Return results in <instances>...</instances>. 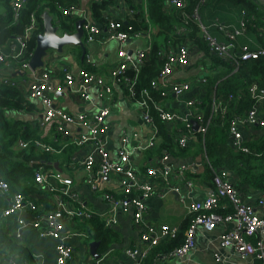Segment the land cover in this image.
<instances>
[{
    "label": "built area",
    "instance_id": "2783aa9c",
    "mask_svg": "<svg viewBox=\"0 0 264 264\" xmlns=\"http://www.w3.org/2000/svg\"><path fill=\"white\" fill-rule=\"evenodd\" d=\"M28 0H10V6L13 12V22H17L24 4ZM101 1V0H99ZM143 1L145 18H148L147 3ZM196 6L193 9L192 21L200 29V35L205 42L209 53L216 55L223 60L232 61L238 66L241 61H247L258 55H264V47H257L254 41L248 39V24L245 11L237 18L235 23H211L203 22L199 13L206 0H195ZM166 2L175 8L184 9L187 0H166ZM80 11L79 6H71L64 10V14L74 16ZM129 14V11L127 12ZM188 23V21H186ZM37 21L32 17L30 26L25 33L17 36L12 41L14 47L7 53L0 49V64L5 63L6 58H22L28 52L27 42L32 32L37 29ZM120 23L110 20L107 27L102 29L95 23L86 21L83 25V40L86 43L95 42L101 34H105L107 40H115L122 46L130 38L140 36L141 33L130 35L120 30ZM183 28V27H182ZM214 29L217 30L216 33ZM247 38V41H246ZM245 39V41H241ZM150 48L139 49L134 53H128L120 48L118 55L121 58L120 64L110 70L109 77L111 82L105 76L95 72H90L85 68L74 73L71 70L63 69L64 79L61 85L56 89L57 92L63 88H68L83 102H93L91 90L97 87L99 97L107 100L111 99L114 93L113 85H121L125 88L127 94L132 99H136L135 83L137 77H129L126 72L131 69L134 72L139 70L143 60L147 56ZM32 55V54H31ZM159 56L165 59L164 66L159 75V81L152 83V89L166 96L171 91L177 96H182L192 88V80L182 82H169L175 67H184L189 63L190 50L188 46H179L176 49L172 47L162 49ZM21 71L30 72L32 80L28 83L26 90L31 100H40L46 107L42 115V123H51L56 121L55 132L67 134L66 125H74L84 130L79 138L67 140L64 145L72 144L77 147L91 146L89 154L81 160L73 158V164L81 165L90 177L89 182L96 189V183L92 178H102L115 174L119 176V186L121 197L115 198L112 194H104V199L109 201L113 209L121 208L123 211H131L133 214V223L139 230L140 242L147 248L158 245L162 240L174 238L178 232L177 227L161 225L159 227L144 222L146 211V200L153 194H158L162 198L168 193H177L180 203L185 207L188 214L195 215L191 225L185 232V241L183 245L170 253L167 257L184 258L190 251L196 247V233L199 228L206 232H212L219 225L234 223L233 228H225L220 236L219 245L222 248H231L241 258L255 257L264 264V217L256 213L253 205L245 202L241 192L236 188L230 174L227 171L214 173L212 186L202 201L194 200L190 197L191 190L195 183L186 178V173L193 170V164H182L175 168L170 163L168 154H164L160 162L151 165L145 169L144 174L147 179L141 180L136 175V170L132 164V155L137 150H150L156 147V135L154 134L145 146H133L130 144L129 137L124 133L119 147L118 158L111 159L108 151V138L106 136L109 130L107 122L111 113L110 105L100 106L94 114H70L60 107H56L51 100V87L49 85V72L40 71V69L31 70L29 61L23 63ZM205 76L197 78V81L203 84ZM3 83L17 84L9 79H4ZM169 90V91H168ZM257 86L254 84L250 88L252 98L255 104L244 116H238L229 123V134L233 146L244 153H249V149L243 145L244 129L253 126L264 127V114L261 110V103L264 102V95L258 94ZM149 91L144 89L136 102L142 107L143 117L146 123L154 125V111L159 119L165 123H181L183 125L179 135L176 137L180 147H188L189 142L197 137L196 133L204 135L206 128L199 123V128L193 130L192 121H202V116L193 110L187 114H180L166 109L161 104H149ZM198 100H189L186 106L192 109ZM224 110V109H223ZM17 145L26 148L27 143L19 140ZM34 145L37 149L59 153L62 148L53 147L50 144L36 140ZM183 178L184 187L173 185L172 178ZM36 183L43 186L51 192H58L54 195L56 208L53 211L40 213L31 203L26 202L22 195L16 194L8 199L7 206L2 210V216L8 217L12 214H18L15 236L20 239L23 231L26 229L35 230L42 238H51L55 240L56 263L69 264L73 259V248L67 242L70 236H80L88 239L89 234L81 235L80 232L67 231V223L74 224L90 219L94 213L80 201L78 193L72 188V180L65 178L62 173L56 170L40 169L35 174ZM163 189L159 191V187ZM186 190V191H184ZM9 186L7 182L0 178V194H8ZM225 200L233 207V213L223 215L214 212V208L220 207V201ZM258 205H264V199L258 200ZM26 213L25 215H23ZM107 226L114 225L115 218H105ZM248 238L255 239L251 242ZM92 242V241H91ZM90 244V243H89ZM125 254L133 260L132 264H143L147 254V249L140 251L138 248H128ZM216 260H219L218 254H215ZM15 264L14 262H10Z\"/></svg>",
    "mask_w": 264,
    "mask_h": 264
},
{
    "label": "trees",
    "instance_id": "16d2710c",
    "mask_svg": "<svg viewBox=\"0 0 264 264\" xmlns=\"http://www.w3.org/2000/svg\"><path fill=\"white\" fill-rule=\"evenodd\" d=\"M122 1L127 6L129 14L111 12L116 0H97L91 5V17L102 29L107 27L110 20L119 22L120 30L130 35L146 34L151 31L152 26H156V32L151 35L150 50L139 70L134 72L129 69L126 72L129 77H137L136 99H139L141 91L146 89L149 91L148 102L151 107L156 103L163 105L165 97L152 89V83L159 81L165 63V59L159 56L162 49L195 45L200 50H205L211 62L209 71L204 75L205 82L202 84L204 96L192 107L194 112L202 116V121H196L206 128L205 134L196 133V147L188 145L182 148L176 136H173L166 123L161 121L154 111V125L158 131L156 153L160 157L168 154L173 157H191L199 161L204 166L203 173L192 170L186 173L187 179L204 177L205 182L211 187L214 173L227 171L240 192L248 189L264 192V127L253 126L250 128L252 133L245 135L243 145L249 149L247 154L233 146L229 134L230 121L247 114L256 103L250 93L251 86L255 84L258 94L264 95V55L241 61L238 66L228 60L221 63L212 62L213 58L218 57L209 53L201 38L200 29L192 21L195 0H187L184 9L170 6L166 0H146L149 20L145 18L142 0ZM223 4L238 6L240 14L237 17L245 11L248 35L253 37L257 47H264V4L260 3V0H206L199 11L203 22L211 23L218 20L226 22L225 16L221 13ZM71 6H78V0H28L21 10L18 21L13 22L10 0H0V49L9 45L13 37L23 35L30 26L33 16L38 24L28 39V52L22 58H6V61L10 59L12 63L21 66L30 60L36 47L37 36L44 31L41 18L44 12L52 15L54 24L60 25L63 31H73L76 19L72 15L64 14V10ZM214 32L219 33L216 29ZM160 38L163 44L159 43ZM3 64H0V68ZM84 68L94 72L89 65H85ZM261 110L264 114V102L261 103ZM34 112L36 106L28 97L25 88L19 84L0 82V178L9 186L8 194H0V264H7L6 261L15 264H37L20 240L6 231L1 222L2 210L7 206L9 198L20 194L26 202H31L37 209H41L38 207L40 206L53 211L56 208L54 195H58V192L44 189L35 181L38 170L53 169L49 166L41 167L36 162H60V165H68L71 155L78 148L72 144L63 146L54 140L49 141L41 134L38 121L30 122L18 115ZM182 127L181 124V129ZM19 140L28 146L19 147L17 145ZM36 140L50 144L55 149H62L59 153L39 150L34 145ZM213 211L226 215L233 213L234 210L230 203L222 200L220 207L214 208ZM194 217L193 214L187 215L183 225L177 227L178 232L174 238L162 240L158 245L150 247L143 264H153L158 257H167L181 247L185 241V232ZM79 223L89 234L88 244L91 241L99 243L98 254L105 253L118 238L116 231L107 226L105 220L96 214ZM248 240L255 242L253 238Z\"/></svg>",
    "mask_w": 264,
    "mask_h": 264
},
{
    "label": "crops",
    "instance_id": "0c3cea01",
    "mask_svg": "<svg viewBox=\"0 0 264 264\" xmlns=\"http://www.w3.org/2000/svg\"><path fill=\"white\" fill-rule=\"evenodd\" d=\"M97 0H78L80 11L73 18L85 19L92 23L91 5ZM263 3V2H260ZM264 4V3H263ZM111 12L114 14H125L128 12L127 6L122 0H116V4L112 7ZM224 21L219 23H235L236 15H224ZM238 16V15H237ZM238 18V17H237ZM149 20V17L147 18ZM156 32V26L151 27V31L146 34H141L137 37L130 38L122 46L115 40H107L105 34H101L95 42L85 44V55L82 56V50L77 46H67L63 53L52 51L50 58L46 60L44 68H39L40 71L49 72V85L51 87V100L56 107H60L64 111L73 114H94L97 109L105 104L110 105L111 113L108 117L109 130L106 134L108 138L107 151L111 159H117L118 147L123 134L125 133L133 146H145L150 138L155 134L157 136V128L145 122L143 117L142 107L134 99L128 96L125 88L121 85L114 84V93L111 99L107 100L99 97V90L94 87L91 90L93 102H83L68 88H63L57 92L56 89L62 84L64 75L63 69L67 68L74 73L79 72L85 65H89L94 69V72L105 76L111 82L109 72L116 68L121 58L118 55L120 48L125 49L128 53H134L139 49H148L152 43V34ZM15 37H13L14 40ZM249 40L254 41L249 35ZM245 41V39H241ZM247 41V38H246ZM162 43V38L159 39ZM255 44V42H254ZM15 44L11 42L9 45L2 47L1 51L7 53ZM190 57L188 65L184 67H175L169 82L176 83L184 80H192V88L182 96H177L171 91L164 96L163 106L180 114H187L192 111L186 106L189 100H200L204 96V88L197 78L204 76L211 65L210 58L195 45L188 46ZM212 62L221 63L220 58H213ZM206 64L207 66L205 67ZM5 78L16 81L26 89L28 83L32 80L30 72L27 70L21 71L18 64L12 63L10 59L5 61L0 68V81ZM169 91V90H168ZM36 106V112L18 114L23 119L40 124V132L43 136L54 140L60 145L67 140L79 138L84 133L82 128L74 125H66L67 134L55 132V122L42 123V115L46 111V107L40 100H32ZM167 129L178 136L181 130L180 123H166ZM251 129L245 128L244 134L250 135ZM197 137L189 142L190 146L196 147ZM158 143V139L156 140ZM91 146L78 147L71 155L70 164L60 165L62 175L65 178L72 180V188L78 193L80 201L83 202L96 216L105 218H115L116 223L111 227L116 231L118 238L110 248L103 254H99V258L95 259L90 254L88 242L82 240L80 236H70L67 238L68 244L73 248V259L69 264H132L133 260L125 254V250L131 247L138 248L140 251L148 250L145 244L140 242L139 230L133 223V214L131 211H123L121 208L113 209L112 204L104 199V194H112L115 198H120L121 189L119 186V176L112 174L102 178H92L96 183V189L89 182L90 177L81 165L73 164V158L76 160L84 159L90 152ZM170 157V163L177 168L182 164H193V170L203 173L204 166L191 157ZM161 157L156 153V147L150 150H137L132 155V164L136 170V175L139 179H147L144 174L145 169L151 165H156L160 162ZM60 164V162H59ZM51 170V169H50ZM54 170V169H53ZM195 183L191 190L190 197L194 200L202 201L208 193L210 185L205 182L204 177L193 178ZM173 185L184 187L183 178H172ZM159 187V191L163 188ZM186 188V187H184ZM186 191V190H184ZM246 203L255 207L256 213L264 217V205H258L260 198L264 199V192L261 190L248 189L241 192ZM40 213L45 210L38 206ZM24 213L23 215H25ZM188 215L185 207L180 203L178 196L175 193H168L163 198L157 193L153 194L146 200V211L144 214V222L153 226L168 225L171 227H181ZM18 214H12L8 217H3V223L6 231L15 236L17 227ZM75 222L74 224L67 223V231L78 232L85 230ZM234 223L227 225H219L212 232H206L199 228L196 233V247L190 251L184 258L177 257H158L153 264H261L255 257L241 258L231 248H222L219 245L220 236L225 228H233ZM87 231V230H85ZM88 233V232H87ZM20 242L30 251L37 264H55L56 263V241L51 238H42L33 229L23 231ZM98 253V252H97ZM215 254H218L219 260H216ZM11 264L10 261H6Z\"/></svg>",
    "mask_w": 264,
    "mask_h": 264
},
{
    "label": "water",
    "instance_id": "95a60500",
    "mask_svg": "<svg viewBox=\"0 0 264 264\" xmlns=\"http://www.w3.org/2000/svg\"><path fill=\"white\" fill-rule=\"evenodd\" d=\"M264 3V0H260ZM44 31L38 34L36 39V47L32 52V55L29 60V66L31 70H36L38 68H44L46 65V60L50 58V53L52 51L63 53L64 48L67 46H77L79 47L83 54L85 55V44L83 41V25L86 22L85 19H78L75 22V28L71 32L63 31L60 25L54 24L53 16L48 12H44L41 15ZM193 130L196 132L199 128V124L195 121H192ZM36 164L43 166H49L52 169L62 172L59 162L54 163H45L36 162ZM176 196L179 194L175 193ZM99 243L97 241H92L89 244L90 254L93 258L98 259L99 254L97 253Z\"/></svg>",
    "mask_w": 264,
    "mask_h": 264
},
{
    "label": "rangeland",
    "instance_id": "374dc122",
    "mask_svg": "<svg viewBox=\"0 0 264 264\" xmlns=\"http://www.w3.org/2000/svg\"><path fill=\"white\" fill-rule=\"evenodd\" d=\"M221 13H222V15H226V16L230 15V14L231 15H236V19H237V15L240 14V11L238 9V6H233L232 4H223L222 7H221ZM19 86L22 87V85H19ZM78 232H80L81 235H86L87 234V231H85V230H79ZM82 240H83V238H82ZM84 241L89 242L90 238L85 239Z\"/></svg>",
    "mask_w": 264,
    "mask_h": 264
},
{
    "label": "clouds",
    "instance_id": "9594fccd",
    "mask_svg": "<svg viewBox=\"0 0 264 264\" xmlns=\"http://www.w3.org/2000/svg\"><path fill=\"white\" fill-rule=\"evenodd\" d=\"M6 79V78H5ZM8 79V78H7ZM9 80H11V79H9ZM13 81V80H12ZM2 82H3V80H2ZM14 82H16V81H14Z\"/></svg>",
    "mask_w": 264,
    "mask_h": 264
},
{
    "label": "bare ground",
    "instance_id": "6f19581e",
    "mask_svg": "<svg viewBox=\"0 0 264 264\" xmlns=\"http://www.w3.org/2000/svg\"><path fill=\"white\" fill-rule=\"evenodd\" d=\"M220 60H223V59H220ZM224 61V60H223Z\"/></svg>",
    "mask_w": 264,
    "mask_h": 264
}]
</instances>
